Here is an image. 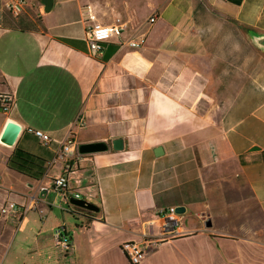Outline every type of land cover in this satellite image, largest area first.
<instances>
[{
	"label": "crops",
	"instance_id": "1",
	"mask_svg": "<svg viewBox=\"0 0 264 264\" xmlns=\"http://www.w3.org/2000/svg\"><path fill=\"white\" fill-rule=\"evenodd\" d=\"M116 19L120 33L92 56L86 33ZM241 28L264 35V0H52L48 11L26 0L5 14L0 93L13 101L0 134L8 121L20 131L0 142V207L27 210L0 214V264H131L122 244L153 238L138 264H264V53ZM68 134L107 144L68 174L96 211L46 198ZM15 153L28 175L8 166ZM177 206L162 236L161 210Z\"/></svg>",
	"mask_w": 264,
	"mask_h": 264
},
{
	"label": "built area",
	"instance_id": "2",
	"mask_svg": "<svg viewBox=\"0 0 264 264\" xmlns=\"http://www.w3.org/2000/svg\"><path fill=\"white\" fill-rule=\"evenodd\" d=\"M26 5V0H0V27L2 25L3 14L7 13L12 18H17L23 11ZM122 29V24L119 19H116V24L103 25L95 23L86 33V44L88 52L92 56H98L103 50V43L109 39L113 34H119ZM13 96L8 93H0V110L7 111L11 106ZM31 132L40 140L44 145L50 143L51 138L48 133L33 129ZM78 144L74 142L71 135L68 134L61 142V147L57 153L56 158L63 160L62 173L52 178V187L58 191L63 199L68 197L75 199L87 200V194L72 188L70 177L68 174L72 172V167L77 161L79 155ZM77 182V181H76ZM29 208V207H28ZM174 207L161 210L163 235L173 232L178 225L180 218L179 213L174 211ZM27 207H18L14 202L7 201L0 207V214H5L12 211L17 216L26 212ZM53 242L56 246L60 247L63 251L68 250L70 247L69 238L64 235L60 227L54 228L52 232ZM163 239H144L141 242L128 241L122 244V250L127 256L131 264H138L146 254L154 249Z\"/></svg>",
	"mask_w": 264,
	"mask_h": 264
},
{
	"label": "water",
	"instance_id": "3",
	"mask_svg": "<svg viewBox=\"0 0 264 264\" xmlns=\"http://www.w3.org/2000/svg\"><path fill=\"white\" fill-rule=\"evenodd\" d=\"M43 2L44 10L48 11L52 6V0H41ZM242 34L251 42L253 43L254 48L260 53H264V35H258L257 32H251L248 29L241 28ZM20 131V126L15 122L8 121L5 124V127L0 134V142L6 145H13L18 133ZM112 147L115 150H120L123 147L122 139H114L112 141ZM107 149V144L103 141H95V142H87L81 143L78 145V152L81 154L85 153H94V152H101ZM252 149H256L253 147ZM156 150H160L159 147ZM71 203L76 206H79L84 209H88L91 211H96V206L88 201L83 199H75L71 198ZM174 211L176 213H182L184 211V207L177 206L175 207Z\"/></svg>",
	"mask_w": 264,
	"mask_h": 264
},
{
	"label": "rangeland",
	"instance_id": "4",
	"mask_svg": "<svg viewBox=\"0 0 264 264\" xmlns=\"http://www.w3.org/2000/svg\"><path fill=\"white\" fill-rule=\"evenodd\" d=\"M255 52H256L257 55L261 56V54L256 49H255ZM257 66L258 65H256V67H255L256 69H257ZM255 86H257V83H254V89L256 90V87ZM249 98H251V96L250 95L248 96V94H246L245 97H244V100H248ZM7 178H8V175H7V173H5L3 171V167L0 164V179L2 180V182H4V180L7 179ZM60 197H62V195L58 191L50 188L49 191H48V194H47V197L46 198L49 199V200H52L54 198V200L56 201V203H59L60 204V201H61L60 200ZM64 207H67V204L66 203H65V206ZM185 218L186 219L184 220V223L185 222L189 223L190 220L191 221H194L195 220V217L192 214L189 215V213H186V217Z\"/></svg>",
	"mask_w": 264,
	"mask_h": 264
},
{
	"label": "trees",
	"instance_id": "5",
	"mask_svg": "<svg viewBox=\"0 0 264 264\" xmlns=\"http://www.w3.org/2000/svg\"><path fill=\"white\" fill-rule=\"evenodd\" d=\"M8 15L10 16L9 14L7 13H4V15ZM11 17V16H10ZM12 18V17H11ZM15 19V18H13ZM26 158L22 155H19L17 153H15L14 155H12L10 158H9V161H8V166L14 170H17L18 172L20 173H23V174H27L28 173L23 169V161L25 160Z\"/></svg>",
	"mask_w": 264,
	"mask_h": 264
},
{
	"label": "bare ground",
	"instance_id": "6",
	"mask_svg": "<svg viewBox=\"0 0 264 264\" xmlns=\"http://www.w3.org/2000/svg\"><path fill=\"white\" fill-rule=\"evenodd\" d=\"M2 143V142H1ZM2 144H4V143H2ZM4 145H6V144H4ZM6 146H12V145H6Z\"/></svg>",
	"mask_w": 264,
	"mask_h": 264
}]
</instances>
